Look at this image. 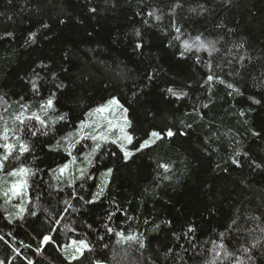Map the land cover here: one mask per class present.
Here are the masks:
<instances>
[{"label":"trees","instance_id":"obj_1","mask_svg":"<svg viewBox=\"0 0 264 264\" xmlns=\"http://www.w3.org/2000/svg\"><path fill=\"white\" fill-rule=\"evenodd\" d=\"M197 35L219 51H186ZM209 74L242 94L206 82ZM52 92L55 111L44 116ZM0 96V127L24 104L48 121H33L36 135L23 132L30 151L6 163L33 174L22 216H8L0 194L3 264H70L62 245L71 239L91 246L71 264H209L213 241L240 255L264 238V0H0ZM112 98L128 109L131 149L152 131L177 134L127 160L103 143L90 165L80 162L84 178L60 181V167L94 146L74 136L80 143L69 148L61 137ZM44 235L55 243H41ZM253 256L264 264V242Z\"/></svg>","mask_w":264,"mask_h":264},{"label":"snow or ice","instance_id":"obj_2","mask_svg":"<svg viewBox=\"0 0 264 264\" xmlns=\"http://www.w3.org/2000/svg\"><path fill=\"white\" fill-rule=\"evenodd\" d=\"M92 11H95L94 9ZM194 11V10H193ZM149 15H152V13H149ZM159 19V17H157ZM44 27H47V25H44ZM176 32H180V28H175ZM7 35L11 36V33H7ZM137 35H139V32H137ZM32 37H35V33L31 34ZM176 39H179V37H176ZM137 48L142 47V45L137 44ZM183 47L186 51H191L193 48H196L197 50H204L207 51L208 54L211 56L214 52L219 51V49L216 48V42L214 41H208L201 38V36L197 35L193 40H184L183 41ZM236 47H243V45H236ZM183 55V53H182ZM244 57L240 56L239 60L243 61ZM41 67H46L41 65ZM231 74V73H229ZM39 73H36V78L32 81V88L34 92L39 91V86L36 83L37 80H39ZM218 81L221 84H226V87L229 89H232L233 92L237 94H242L240 92V89L238 87H235L233 83L226 82L223 78H221L219 75H213L209 74L207 77L206 82H212V81ZM56 87L62 88V84H57ZM168 92L171 93L174 96L180 97L183 95H186L184 92H177L174 91L172 88L168 89ZM231 94V93H230ZM55 97L56 93L52 92L48 96V98L41 104V112L44 114V116H47L48 111H55ZM0 102L6 103L4 101V97L0 96ZM255 103H259V101H255ZM109 106H116L122 111L123 115V123H120L119 121H107L106 128L102 129V125L100 123H89L87 121H81L78 129L75 133H68L66 136L61 137V140L68 143L69 148L74 147L76 143H80V140L84 139H91L94 142V146L91 147L90 152L85 154V160H87L88 164L90 165L92 163V160L90 157L94 156L102 147L103 143H112L117 144L120 148V151L123 153V158L125 160L129 159L131 156H133L137 152L143 151L145 148L149 147L151 144L155 143L156 140L162 139L165 136L166 137H173L177 133L173 132L171 129H168L166 133H160L158 131H152L149 134V137L147 139H144L143 141L139 142L138 146L134 148L133 150H130L128 148V145L133 144L134 137L126 130L127 128L131 127V121L127 119V112L128 109L125 108L122 104L119 103V101L116 98H112L108 101L107 105H102L96 109H93L86 115L88 117H91L94 113H101L106 110ZM21 108L25 111L27 110L26 105H21ZM241 115H243V112H241ZM67 114L60 115L57 117V120H66ZM0 121H3V117L0 116ZM33 121L38 122L43 128L48 127V121L40 114L32 113L31 116H25L24 111H21L18 114H15L14 116V127H9L7 122H3L2 127H0V141H3V143H0V149H3V154H0V173H3L4 176L8 177H17L18 179L14 180L9 187L7 188H0V191L3 192V196L5 197V203H7L9 200H11L13 197H19L22 198L25 194V191L28 187V177L32 175V170L30 168H27L21 164L19 167H13L11 169H6V163L11 158L14 160H19L21 156H23L25 153L30 151V147L28 142L23 138V132L27 131L31 135H36L37 131L39 129L35 128V125L32 123ZM55 123V121H53ZM91 128L92 131H86V129ZM113 129H116L118 131V135H115L114 138L110 136V133ZM44 134H47L46 132ZM254 135H258V133H253ZM74 136H79L80 140H73ZM10 139H14L15 142H9ZM60 145V141H57V144L55 147H58ZM69 155H71V152H69ZM239 155V153H237ZM246 155V154H245ZM75 157H73V161H75ZM234 164H237V160H233ZM69 167L68 164H64L62 167H60L59 172L61 174L64 173L65 169ZM160 167L164 168L165 171L169 170V165H160ZM256 167H261V165L257 164ZM112 169L108 168L106 172L102 173V176L109 177L112 174ZM80 172V178H84L85 174L87 173L86 168L79 169ZM89 179L91 176L88 177ZM167 178V177H166ZM107 185V181H104L103 186L100 188V192L96 195L102 194L104 187ZM93 201H89V203H92ZM26 209L20 205L19 206V213H23ZM32 215H35L33 212ZM250 219L260 221V217H251ZM59 223V221H57ZM237 221L233 220L232 224L229 226L231 229L233 225H236ZM91 227V226H89ZM257 228L261 233H264V227H261L260 224H257ZM239 231V229H236ZM256 229H249V232H253ZM111 231V229H109ZM195 229L191 226L188 228V232L192 233ZM221 241H223L224 233H220ZM0 239H3V237H0ZM127 240H132L134 237L128 236L126 237ZM55 243V241L52 239L50 235H44L41 243ZM262 242H264V238H258L254 242L250 244L248 247L242 246L240 250V255H236L233 252L228 251L227 246L221 242L217 244L215 241H213V249L211 250L214 253L212 261L209 262V264H223L224 260H233V264H254L255 257L253 256V249H256ZM141 247H144L143 244L140 245ZM30 247V246H29ZM62 248L65 253V258L69 260L70 264L71 261L79 260L80 257L84 255L85 251H91V246L85 239H71L69 243L62 245ZM14 251L19 254V251L17 249H14ZM40 249H37V252H39ZM0 264H3V261H0ZM28 264H32V261L29 260ZM97 264H101V262L97 261Z\"/></svg>","mask_w":264,"mask_h":264},{"label":"rangeland","instance_id":"obj_3","mask_svg":"<svg viewBox=\"0 0 264 264\" xmlns=\"http://www.w3.org/2000/svg\"><path fill=\"white\" fill-rule=\"evenodd\" d=\"M118 100V99H117ZM119 101V100H118ZM120 103V101H119ZM121 104V103H120ZM27 106V110L25 111L24 109L21 108V110L19 112H16L15 114L20 113L21 111H24L25 116H31L32 113H37L40 114L38 111L36 112V110H31L30 107L28 106V104H24ZM107 105V104H106ZM48 113L51 114V111H48ZM41 115V114H40ZM127 119L129 120V115L127 112ZM15 116V115H14ZM14 120V117L12 118L11 121H6L9 127H13L12 126V121ZM108 120H112L114 122L119 121L120 123H123V115H122V111L117 108L116 106H109L108 108H106V110L104 112L101 113H94L91 117H88L84 120L87 121L89 123H100L102 125V129L106 128L107 126V121ZM129 132V128L126 129ZM86 131H92L91 128L86 129ZM118 131L116 129H113L112 132L110 133V136H112V138L115 137V135H118ZM9 142H15L14 139H10ZM131 145H128V148L130 150ZM134 151V150H133ZM73 157L72 156L71 160L67 163L69 165V167L67 169H65L64 173L61 174L58 170V179L62 182H71L74 181L75 179H79L80 178V172L79 169H81V165L80 162H84L85 160V155H82V157L80 159H75V161H73ZM19 167V166H16ZM13 168V167H12ZM11 169V168H10ZM109 177H104L102 179V184H104V181H107ZM18 179L17 177H8V176H4L3 173L0 174V188H7L10 186V184L14 181ZM1 194V198L3 199V210L5 211V213L8 216H14V217H19L22 216L24 214L23 213H19V206L22 205L25 209H26V204L28 202L29 199V189L27 187L25 194L23 195L22 198L19 197H13L11 200H9L7 203H5V197L3 196V192L0 191Z\"/></svg>","mask_w":264,"mask_h":264}]
</instances>
